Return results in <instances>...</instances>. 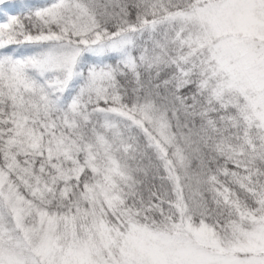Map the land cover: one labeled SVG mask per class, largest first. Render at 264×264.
<instances>
[{
	"label": "snow or ice",
	"instance_id": "6c2138e0",
	"mask_svg": "<svg viewBox=\"0 0 264 264\" xmlns=\"http://www.w3.org/2000/svg\"><path fill=\"white\" fill-rule=\"evenodd\" d=\"M0 264H264V0H0Z\"/></svg>",
	"mask_w": 264,
	"mask_h": 264
}]
</instances>
